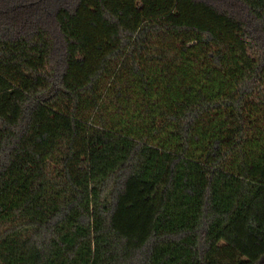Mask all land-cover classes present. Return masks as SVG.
<instances>
[{"label": "trees", "instance_id": "trees-1", "mask_svg": "<svg viewBox=\"0 0 264 264\" xmlns=\"http://www.w3.org/2000/svg\"><path fill=\"white\" fill-rule=\"evenodd\" d=\"M0 0V264H264V0Z\"/></svg>", "mask_w": 264, "mask_h": 264}, {"label": "rangeland", "instance_id": "rangeland-1", "mask_svg": "<svg viewBox=\"0 0 264 264\" xmlns=\"http://www.w3.org/2000/svg\"><path fill=\"white\" fill-rule=\"evenodd\" d=\"M214 3H216L218 6H223L224 4H221L222 1H219V0H212Z\"/></svg>", "mask_w": 264, "mask_h": 264}]
</instances>
